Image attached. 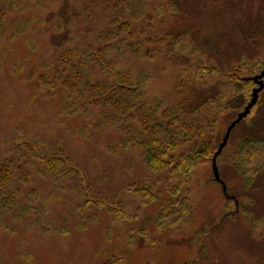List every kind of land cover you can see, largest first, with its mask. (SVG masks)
<instances>
[{"label":"rangeland","instance_id":"rangeland-1","mask_svg":"<svg viewBox=\"0 0 264 264\" xmlns=\"http://www.w3.org/2000/svg\"><path fill=\"white\" fill-rule=\"evenodd\" d=\"M4 1L9 7L0 12V161L20 127L24 136L61 144L80 166L85 183L70 189L50 175L33 173L45 227L34 222L35 211L20 220L14 210L8 212L0 219V264H264V155L259 160L253 156L250 162L257 161L258 167L249 171L258 173L245 183L232 160L241 125L248 123L241 119L245 104L222 109L239 92L235 77L218 81L210 72L196 77L199 62L223 68L247 62L253 65L250 76L264 75V0H171L163 16L157 11L165 0H148L153 19L131 21L147 30L135 45L148 47L147 38L164 34L180 37L186 47L141 59L139 66L152 74L142 87L147 100L177 106L185 89L212 87V92L220 91L222 105L216 98L184 113L205 123L219 112L215 125L227 134L223 140L232 128L217 163L197 165L183 188L182 195L191 197L194 206L188 220L173 223L157 220L173 201L162 182L144 197L129 186L163 173L153 174L135 149H110L118 138L113 128L96 130L93 119L78 121L61 113L64 79L54 63L65 49L94 37L111 0H27L21 9ZM123 65L135 66L136 61L127 58ZM43 75H51L52 83L45 85ZM260 100L251 120L264 137V90ZM82 122L89 124L90 134L79 133ZM16 198L21 206L27 202L23 192ZM226 206L239 214L223 220Z\"/></svg>","mask_w":264,"mask_h":264},{"label":"trees","instance_id":"trees-1","mask_svg":"<svg viewBox=\"0 0 264 264\" xmlns=\"http://www.w3.org/2000/svg\"><path fill=\"white\" fill-rule=\"evenodd\" d=\"M26 1L11 0V9L15 7L21 9ZM169 5L172 6L171 0H165L157 11L158 16L165 15ZM8 7L9 2L0 0V12ZM152 16L154 14L148 0H111L108 13L100 20V28L91 33L94 37L65 49L63 56L54 64L55 72L64 79L61 82L65 90L61 113L74 115L78 121L93 119L92 126L96 130L113 128L118 133V138L109 144L110 149L115 152L135 149L153 174L159 176L163 173V176L153 181L143 179L129 186L144 197L148 192L155 193L162 182L173 201L170 207H164L160 211L157 220L161 222L165 217L169 223H173L188 220L194 206L191 197L182 195L183 188L189 182L197 165L210 160L217 163L231 137L232 128L227 140H223L227 134L221 132L219 126L215 125L219 112L214 113L205 123L189 119L184 113L192 110L194 112L207 102L218 99L220 91L214 93L212 87L207 90L185 89L177 106L163 107L162 100L156 99L151 102L147 100L142 87L147 84L152 74L139 66L143 62L141 59H153L165 51L174 53L176 50L179 52L186 50L180 37L164 34H154L147 38L148 47L141 43L135 45L133 41L144 37L147 30L145 28L138 30L131 26V21L152 20ZM147 29L152 31L153 27L148 24ZM127 58L135 60L136 65L124 66L123 62ZM250 68H253V65L247 62L230 68L202 62L196 66V77H202L209 72L218 81L235 77L233 86L237 87L239 92L230 98L228 100L230 104L227 103L228 105L222 109L234 110L245 104L241 119H248L246 121L248 123L243 124L240 119L242 133L237 138L240 140L237 141L232 160L247 184L252 183L258 173L255 175L250 173V167H258L257 161L254 163L250 161L254 160V155L257 157L264 155V137L255 126L253 127L254 120H251L254 109L261 102L264 75L250 76ZM66 70L68 72L65 75ZM50 76L41 77L45 85L52 83ZM218 102L222 105L221 99H218ZM85 122L81 123L80 134L83 132L90 134L89 124H84ZM20 131L19 127L14 137L15 144L0 161V219L3 220L2 218L12 210L17 214L18 220L29 215L27 212L35 211L37 214L34 222L45 227V217L40 212L45 213V210L43 207L38 209L37 203L40 201L38 188L32 186L33 173L50 175L57 185L70 189L80 188L85 183V177L80 166L63 150L61 144L50 145L39 136H24L19 133ZM222 142L224 143L221 144ZM254 147L260 148L256 150ZM242 165L247 169H243ZM20 183L29 186L24 189ZM21 192L25 193L27 200L22 206L16 198ZM104 201L108 203L107 200ZM113 203L116 205L118 202ZM241 208L242 205H239L240 210ZM237 214L238 210L234 214L230 207L226 206L222 219L224 220L225 216L235 217ZM168 222L164 224H169Z\"/></svg>","mask_w":264,"mask_h":264}]
</instances>
